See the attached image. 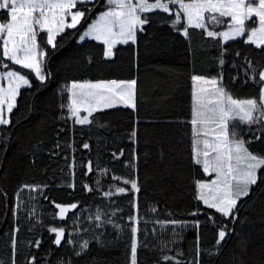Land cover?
Masks as SVG:
<instances>
[{
	"label": "trees",
	"instance_id": "trees-1",
	"mask_svg": "<svg viewBox=\"0 0 264 264\" xmlns=\"http://www.w3.org/2000/svg\"><path fill=\"white\" fill-rule=\"evenodd\" d=\"M102 10L103 0L91 18ZM147 15L150 22L144 31L137 33V43L116 45L112 59L103 57L104 46L100 42H77V30L69 29L59 36L55 50L46 45L45 33L38 37L49 53L44 69L51 76L41 84L31 75L33 86L21 88L17 107L10 114V125L0 126V260L4 264H11L10 234L17 228V264H27L32 256L36 257L35 264H130L131 215L139 218L138 264H175L165 261L166 255L182 264L194 262L198 233L201 264H264V179L239 203L235 223L224 221L220 214L207 209L195 199V180L209 177L192 163L188 123L194 75L205 78L222 75L223 86L235 98L258 99L259 85L248 79L253 73L246 59L257 66L258 72L264 67V49L245 45L243 38L229 41L223 45L227 51L225 64L221 66L222 47L218 40L208 38L198 29H189L186 38L170 26L173 17L168 14L156 11ZM6 19L7 12L0 11V20ZM85 27L81 24L79 31ZM113 79L136 80L135 110L104 109L94 113L93 124H74L67 109L61 107L69 103L64 86L72 81ZM254 132L255 128L252 132L245 128L242 134L247 139ZM85 143L89 148L83 147ZM250 149L264 154V138L250 145ZM121 151L123 155L119 156ZM89 161L94 171L84 175ZM130 163L135 170L126 166ZM70 165L74 167L70 169ZM100 169L108 172L101 175ZM259 174L264 177V171ZM113 176L136 179L140 191L104 197V192L113 190L112 185L130 187L113 180ZM69 183L75 187H67ZM84 184L93 191L84 190ZM23 185H47L42 195L27 189L21 193L26 205L30 196L38 197L31 201L37 207L38 224L28 217L27 206L18 210L15 217L12 214L16 193ZM43 196L49 199L44 200ZM134 197L138 209L131 206ZM52 202L77 203L78 208L69 212L66 220H54L52 213L58 209ZM197 209L198 216L189 215ZM98 211L103 214L99 228L95 227L94 219ZM113 211L116 215L111 219L122 230L103 222ZM210 214L215 216V224L208 219ZM77 216L79 221L74 224ZM89 217L93 218L91 222ZM158 220L189 223L177 228L179 235H175L172 225L162 229L156 223ZM195 220L200 221L199 229L191 224ZM225 223L233 232L217 251L214 245L218 227ZM52 226L66 228L62 247L52 243L54 234L48 232ZM68 233L73 234L74 244L67 243ZM37 239L42 241L39 248L34 247ZM85 241L88 248L80 256L75 255ZM210 252L216 254L209 255Z\"/></svg>",
	"mask_w": 264,
	"mask_h": 264
},
{
	"label": "snow or ice",
	"instance_id": "snow-or-ice-1",
	"mask_svg": "<svg viewBox=\"0 0 264 264\" xmlns=\"http://www.w3.org/2000/svg\"><path fill=\"white\" fill-rule=\"evenodd\" d=\"M101 5V0H0V11L7 12L6 22L0 20V81L6 82L7 86L0 84V126H8L11 123L10 114L17 107V97L22 87L31 88L30 76L34 74L37 81L43 84L50 78L51 73H46L44 69L45 61L49 55L44 46L39 42L38 37L42 33L46 34V45L53 50L58 47L57 38L67 34L66 30H77L79 39L83 42L87 39L98 41L103 44V57L112 59L114 48L118 44L127 45L137 43V33L144 31V26L150 22L148 13L156 11L168 14L173 17L170 26L180 31L184 37H189V29L202 30L208 38L218 40L221 44L219 64H225L224 55L227 51L223 45L229 41L243 38L245 45H252L256 49H264V0H103L104 10L100 11L95 18H91V13L97 6ZM90 20V22H89ZM85 24L83 31H79L78 26ZM182 25L181 28H177ZM250 25H252L250 27ZM223 30H217V29ZM240 55L239 52L236 53ZM249 69L253 75L248 79L259 85L258 99L235 98L223 86V77L205 78L193 76L192 109L191 120V151L192 163L199 166L203 174L209 177L208 180H195V199L201 202L207 209H212L220 214L224 221L238 220L239 203L245 197H249L254 186L264 179L259 173L264 171V154L252 151L250 145L259 142L264 138V67L257 72V66L252 61L246 59ZM12 66H19L18 69ZM22 70H27L22 71ZM258 76V79H257ZM236 80V77H233ZM136 80H100L92 81H72L64 86V92L68 95L69 103L62 104L66 108L69 116L76 125H91L96 118L94 113L104 109H110L117 105H124L135 110V89ZM81 112L86 113L81 115ZM102 126V125H101ZM254 134L245 138L242 134L244 129ZM133 142H135L136 132L133 130ZM59 146V145H58ZM85 149L89 145H83ZM123 155V151L119 156ZM135 157V150H133ZM113 153L115 159H119ZM135 166L133 164L126 165ZM70 165L69 168H73ZM94 171L91 161L87 165V172ZM108 169H100L101 175H105ZM71 175L74 173L70 172ZM113 180L122 181L124 187L119 184L112 185V191L104 192L103 196L126 195L129 192L138 193L140 191L136 179H127L117 176ZM96 184H100L97 179ZM47 185H23L16 193L17 203L12 209L15 217L18 210L27 206V215L37 224L40 223L37 207L31 201L38 200V197L30 196L28 205L21 198L24 189L32 193L43 194ZM74 188V183L67 185ZM83 189L91 192L93 189L84 184ZM48 200L47 196H43ZM58 212L52 213V218L64 221L68 218V213L78 208L77 203L62 205L52 202ZM131 206L138 209L135 197ZM155 212L156 208H152ZM200 214V210L191 212L189 215L195 217ZM116 215L113 211L104 223H111L113 227L122 230L120 224L115 223L111 217ZM103 214L98 211L94 219L97 222L95 227H101ZM93 218L89 217V222ZM130 221V264H138V241L139 218L137 215L128 217ZM209 220L216 223L214 215L208 216ZM79 216L73 221L76 224ZM156 223L163 229L167 225H172V231L179 235L177 228L188 226L189 222L179 220H158ZM196 229L200 227V221L191 222ZM31 230V229H30ZM87 231V229H84ZM11 232V264H17V232ZM80 229L77 227L76 232ZM50 234H54L52 241L57 248L62 247V241L66 237L65 227L52 226L48 228ZM233 232L225 223L218 227V237L215 239L214 248L218 251L220 246ZM68 244H74L71 238L72 233H68ZM42 241L37 239L34 247L39 248ZM243 243V242H242ZM147 247V245H143ZM88 248V241L80 245L81 251L75 253L80 256ZM200 236L196 239V259L190 264H201ZM210 252L209 255H215ZM182 255V253H177ZM165 261H175V264H182L175 257L164 256ZM36 257L32 256L27 264H35ZM0 264H4L0 260Z\"/></svg>",
	"mask_w": 264,
	"mask_h": 264
},
{
	"label": "rangeland",
	"instance_id": "rangeland-1",
	"mask_svg": "<svg viewBox=\"0 0 264 264\" xmlns=\"http://www.w3.org/2000/svg\"><path fill=\"white\" fill-rule=\"evenodd\" d=\"M86 40H90V39H87L86 38ZM98 42V41H97ZM19 67V66H18ZM3 69H0V71H2ZM0 84H3L5 87L7 86V84H6V82H4V81H0ZM22 88H24V87H22ZM119 105H117L116 107H118ZM121 106H124V105H121Z\"/></svg>",
	"mask_w": 264,
	"mask_h": 264
},
{
	"label": "crops",
	"instance_id": "crops-1",
	"mask_svg": "<svg viewBox=\"0 0 264 264\" xmlns=\"http://www.w3.org/2000/svg\"><path fill=\"white\" fill-rule=\"evenodd\" d=\"M118 107H126V106H121V105H119ZM128 108V107H127ZM86 113H83V112H81V115H85Z\"/></svg>",
	"mask_w": 264,
	"mask_h": 264
}]
</instances>
